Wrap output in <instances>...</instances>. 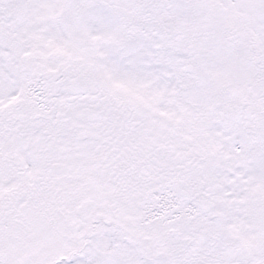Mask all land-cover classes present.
Returning <instances> with one entry per match:
<instances>
[{
	"label": "snow or ice",
	"instance_id": "snow-or-ice-1",
	"mask_svg": "<svg viewBox=\"0 0 264 264\" xmlns=\"http://www.w3.org/2000/svg\"><path fill=\"white\" fill-rule=\"evenodd\" d=\"M0 264H264V0H0Z\"/></svg>",
	"mask_w": 264,
	"mask_h": 264
}]
</instances>
